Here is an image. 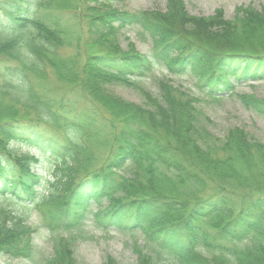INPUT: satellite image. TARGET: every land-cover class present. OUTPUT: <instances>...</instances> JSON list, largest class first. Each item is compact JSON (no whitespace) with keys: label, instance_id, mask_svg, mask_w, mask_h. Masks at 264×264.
<instances>
[{"label":"trees","instance_id":"16d2710c","mask_svg":"<svg viewBox=\"0 0 264 264\" xmlns=\"http://www.w3.org/2000/svg\"><path fill=\"white\" fill-rule=\"evenodd\" d=\"M80 1L87 44L96 47L82 64L61 53L70 44L62 11ZM114 1L121 0H0V196L21 210L0 209V257L32 256L31 208H45L54 233L82 227L95 207L100 229L144 232L147 245H132L135 264H160L162 253L175 264H264V141L237 127L215 136L170 80L157 79V94L142 84L153 68L191 72L215 98L264 79V52H256L264 50V8H238L228 20L221 10L192 16L183 0L139 12L109 9ZM132 25L151 37L152 59L120 46L119 28ZM48 74L109 121L62 115L43 92ZM112 84L136 90L142 104L110 93ZM237 97L264 117V100ZM41 125L63 133L45 134ZM98 149L109 157L92 169ZM51 158L48 180L37 169ZM51 239L44 264H78L72 235ZM101 264L119 263L106 255Z\"/></svg>","mask_w":264,"mask_h":264},{"label":"rangeland","instance_id":"374dc122","mask_svg":"<svg viewBox=\"0 0 264 264\" xmlns=\"http://www.w3.org/2000/svg\"><path fill=\"white\" fill-rule=\"evenodd\" d=\"M188 13L192 16L208 17L214 14L216 10H221L225 19H233L238 8H264V0H183ZM109 9L120 11L139 12L144 10H161L164 11L165 0H121L110 2ZM87 5L82 1L76 10L62 11V18L67 25L70 33V44L62 47L63 56H74L78 58L77 63L82 64L90 54L96 51L95 46L87 44L88 24L86 17ZM118 38L123 50L127 47L134 51L149 57L154 56L153 42L150 36L145 33L139 26H126L119 28ZM228 51V49H224ZM231 49H229L230 51ZM257 53L264 52L260 49ZM164 78L170 80L174 87L184 91L185 96H190L193 106L201 114L200 120L206 126V129L215 136L222 138L227 130L233 127L243 129L249 138H256L264 141V117L248 110L238 99L237 94H249L258 99L264 100V79L259 81H250L248 83L235 84V87L229 93H222L214 96L205 92L202 83L194 76L193 73L187 72L180 75H170L159 68H153L143 79L142 84L152 93L157 94L155 82L157 79ZM107 90L126 101L142 104L141 95L134 89L122 85H108ZM53 101L62 104L59 111L62 115L69 118L74 117L77 112L86 111L95 116L97 123L108 122L111 118L106 112L99 108L91 100L82 96L80 91L75 88H68L60 85L54 76L48 74L47 80L43 84V92ZM218 97V98H217ZM41 130L45 134L61 137V131L53 130L50 127L42 126ZM105 133L107 128L105 127ZM21 149V152H24ZM95 160L91 168H98L109 157V150L94 151ZM53 159L43 163L37 171L43 174L44 178L51 180L53 177ZM83 173H79L77 179ZM264 187V186H262ZM207 196V195H205ZM0 209L10 210L14 213H20V207L7 198L0 196ZM45 208L30 209L31 217L28 219L29 224L36 228L32 235V246L34 251L28 258H10L8 256L0 257V263L9 264H44L52 255L51 235L57 233L72 235V246L78 264H101L106 255L114 257L119 264H135L136 254L132 252L134 243L141 246L147 245L144 241V232L137 230L135 232H119L114 229L104 231L98 227L92 218L95 207L89 209L84 219L82 227L70 230H59L51 233L48 227L50 219L47 217L48 212ZM29 210V209H27ZM28 212V211H27ZM150 250V248H148ZM152 251V250H150ZM160 264H175L168 256L161 254Z\"/></svg>","mask_w":264,"mask_h":264}]
</instances>
